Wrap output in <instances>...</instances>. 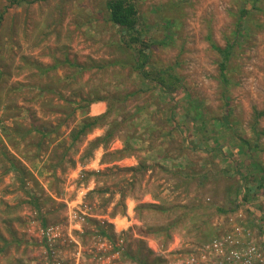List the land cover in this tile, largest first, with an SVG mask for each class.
<instances>
[{
  "label": "rangeland",
  "instance_id": "obj_1",
  "mask_svg": "<svg viewBox=\"0 0 264 264\" xmlns=\"http://www.w3.org/2000/svg\"><path fill=\"white\" fill-rule=\"evenodd\" d=\"M107 1L0 0V264H45L40 227L85 264H161L158 235L186 250L231 219L264 234V0H127L143 75Z\"/></svg>",
  "mask_w": 264,
  "mask_h": 264
},
{
  "label": "built area",
  "instance_id": "obj_2",
  "mask_svg": "<svg viewBox=\"0 0 264 264\" xmlns=\"http://www.w3.org/2000/svg\"><path fill=\"white\" fill-rule=\"evenodd\" d=\"M262 218L264 219V214ZM39 232L49 250V253H46L45 264H85L77 257L63 259L55 255L51 247L60 237L57 229L40 227ZM147 248L161 264H264L262 229L257 228L254 231L245 229L243 221L239 223L233 219L219 236L201 245L182 250L180 245H175L174 242L163 245L160 241L154 240L147 244ZM90 264L105 262L102 257H94Z\"/></svg>",
  "mask_w": 264,
  "mask_h": 264
},
{
  "label": "trees",
  "instance_id": "obj_3",
  "mask_svg": "<svg viewBox=\"0 0 264 264\" xmlns=\"http://www.w3.org/2000/svg\"><path fill=\"white\" fill-rule=\"evenodd\" d=\"M106 11L108 13L109 21L119 27L121 31L124 33V37L127 38V44L129 46L135 45L137 46V70L139 74H144L145 66L148 65L149 62V48L150 44L146 43L143 38H140V34L137 30L138 20H137V10L135 6L127 0H109L106 2ZM221 56V63L219 64V76L220 80L223 84H227L228 77L226 75L227 63H228V50L220 51L217 50ZM158 74V75H157ZM155 76V87L162 90L163 93H166L168 96H172L175 93V81L170 82L165 79V74H168L166 70H161ZM153 76V77H154ZM108 116V113L98 116V117H88L84 121H82L80 129L77 131L76 135L85 136L90 133L93 129L100 125V122L103 121ZM113 138V135L110 131H108L105 136L101 139L95 140L92 143V147L95 149L99 145L104 147L108 141ZM126 151V148L124 149ZM125 151H121L120 153H124ZM90 154V153H89ZM125 154V153H124ZM169 238V235H167ZM159 238H162L160 241L163 245L168 242V239L165 235H158ZM129 259H136L134 256H129Z\"/></svg>",
  "mask_w": 264,
  "mask_h": 264
},
{
  "label": "crops",
  "instance_id": "obj_4",
  "mask_svg": "<svg viewBox=\"0 0 264 264\" xmlns=\"http://www.w3.org/2000/svg\"><path fill=\"white\" fill-rule=\"evenodd\" d=\"M239 2H241L240 6L238 5V9L240 11V13L242 15H245V13L249 12V7L247 6V1L246 0H239ZM251 9H253V6L250 7ZM240 24V23H239ZM239 24H238V28H239ZM238 33V32H237ZM239 34V33H238ZM220 50V49H217ZM216 50V51H217ZM226 50V49H225ZM225 50H220V51H225ZM95 107L98 111H100V114L104 111V106L103 104L99 103V104H95ZM261 215V214H260Z\"/></svg>",
  "mask_w": 264,
  "mask_h": 264
}]
</instances>
